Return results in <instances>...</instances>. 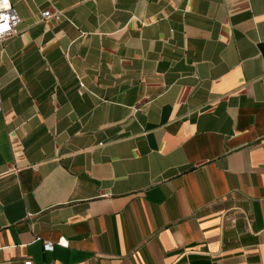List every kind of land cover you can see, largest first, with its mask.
Returning a JSON list of instances; mask_svg holds the SVG:
<instances>
[{"label": "crops", "instance_id": "crops-1", "mask_svg": "<svg viewBox=\"0 0 264 264\" xmlns=\"http://www.w3.org/2000/svg\"><path fill=\"white\" fill-rule=\"evenodd\" d=\"M10 1L0 264H264V0Z\"/></svg>", "mask_w": 264, "mask_h": 264}, {"label": "built area", "instance_id": "built-area-1", "mask_svg": "<svg viewBox=\"0 0 264 264\" xmlns=\"http://www.w3.org/2000/svg\"><path fill=\"white\" fill-rule=\"evenodd\" d=\"M8 7L7 8H0V14H2L6 19H0V26H3L5 23L7 24V27L3 29V31H0V41H3L5 39H8L12 37L13 35L17 34V27L22 22L21 18L17 14L16 10L14 9L12 3L10 0H8ZM43 19H53L55 21H61V14L60 13H51L50 11H47L42 14ZM81 87H84V85L81 83ZM3 111L2 107V100L0 99V113ZM43 248L44 252H52L54 251V244L50 241H44L43 242ZM26 264H33L31 261H28Z\"/></svg>", "mask_w": 264, "mask_h": 264}, {"label": "clouds", "instance_id": "clouds-1", "mask_svg": "<svg viewBox=\"0 0 264 264\" xmlns=\"http://www.w3.org/2000/svg\"><path fill=\"white\" fill-rule=\"evenodd\" d=\"M8 5V0H0V8H7ZM0 19H6L2 14H0ZM7 27V24L5 23L3 26H0V31H3L4 28Z\"/></svg>", "mask_w": 264, "mask_h": 264}]
</instances>
